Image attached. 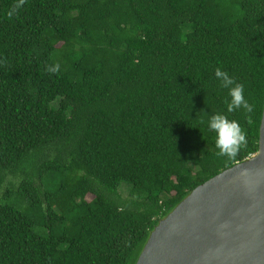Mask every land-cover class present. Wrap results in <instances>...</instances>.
I'll list each match as a JSON object with an SVG mask.
<instances>
[{
    "label": "trees",
    "instance_id": "16d2710c",
    "mask_svg": "<svg viewBox=\"0 0 264 264\" xmlns=\"http://www.w3.org/2000/svg\"><path fill=\"white\" fill-rule=\"evenodd\" d=\"M218 67L251 111H226ZM263 106L264 0H0V264H135L257 153ZM217 112L244 133L235 155Z\"/></svg>",
    "mask_w": 264,
    "mask_h": 264
},
{
    "label": "water",
    "instance_id": "95a60500",
    "mask_svg": "<svg viewBox=\"0 0 264 264\" xmlns=\"http://www.w3.org/2000/svg\"><path fill=\"white\" fill-rule=\"evenodd\" d=\"M135 264H264V106L257 153L196 187Z\"/></svg>",
    "mask_w": 264,
    "mask_h": 264
},
{
    "label": "clouds",
    "instance_id": "9594fccd",
    "mask_svg": "<svg viewBox=\"0 0 264 264\" xmlns=\"http://www.w3.org/2000/svg\"><path fill=\"white\" fill-rule=\"evenodd\" d=\"M16 7H19V5ZM9 15H12V12H9ZM58 68L59 65L50 68L49 71L55 72ZM214 76L219 86L227 89L228 100L226 101V111L228 113L239 109L251 111V107L244 96L243 84L237 83L228 72L221 70L219 67L215 69ZM204 123L208 131L215 134V146L219 150L220 155H235L241 143L245 141V136L239 122L234 119L230 120L224 113H214L208 116Z\"/></svg>",
    "mask_w": 264,
    "mask_h": 264
},
{
    "label": "rangeland",
    "instance_id": "374dc122",
    "mask_svg": "<svg viewBox=\"0 0 264 264\" xmlns=\"http://www.w3.org/2000/svg\"><path fill=\"white\" fill-rule=\"evenodd\" d=\"M124 186H125V185L123 184V185L120 187V189H121V193H122L124 196H126L127 193H125L126 190H124ZM120 189H119V190H120ZM86 199H87L88 201L91 200V196H87Z\"/></svg>",
    "mask_w": 264,
    "mask_h": 264
}]
</instances>
